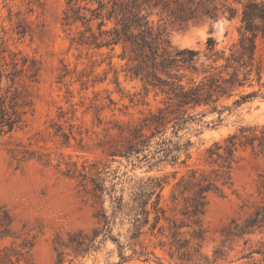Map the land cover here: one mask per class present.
I'll return each instance as SVG.
<instances>
[{
  "label": "rangeland",
  "instance_id": "obj_1",
  "mask_svg": "<svg viewBox=\"0 0 264 264\" xmlns=\"http://www.w3.org/2000/svg\"><path fill=\"white\" fill-rule=\"evenodd\" d=\"M74 1L97 6L0 0V103L19 118L0 133V264H264V152L239 142L227 161L209 152L264 127L262 40L244 86L178 106L130 76L99 20L90 21L96 38L79 43L87 24L64 20ZM236 26L167 20L168 51L195 50L200 70L211 62L208 39L228 54ZM184 72L185 84L201 77ZM150 179L160 186L142 189ZM198 182L209 190L193 216ZM143 201L148 222L139 214L134 225ZM72 235L91 241L74 251Z\"/></svg>",
  "mask_w": 264,
  "mask_h": 264
},
{
  "label": "trees",
  "instance_id": "obj_2",
  "mask_svg": "<svg viewBox=\"0 0 264 264\" xmlns=\"http://www.w3.org/2000/svg\"><path fill=\"white\" fill-rule=\"evenodd\" d=\"M94 1L97 3L94 8H81L77 1H74L65 13L66 24L77 21L87 24L85 31L80 32L79 43L88 44L91 38H96L90 21L99 20L97 28L100 35L104 36L103 45L119 44L121 46L120 56L125 60L130 76L139 78L145 86L165 93L169 100H175L178 106L194 108L202 104L215 103L220 97H229L234 89L244 86L249 79L256 40L260 38L264 44V2L262 0ZM86 10L91 13L89 18H86ZM155 15L159 16V19L154 20ZM199 19L209 22L219 20L234 22L238 33L237 42L231 45L228 54H225L224 49L215 50L214 40L209 38L207 58L211 62L207 65L201 64L200 70L196 66L197 52L195 50L182 48L172 54L169 53L170 41L165 28L167 20L187 23L190 20ZM220 60H222L221 63ZM185 70L201 72V77L198 80L189 78L186 84L182 83L181 79L185 76ZM247 96L248 94L241 97V100ZM236 102L239 103V101ZM18 121L19 118L15 112H9L0 103V133L13 129ZM4 126H7L6 130ZM237 142L249 144L252 147L256 144L264 152V127L242 128L239 135L229 136L223 147L216 145V150L223 149L224 156L219 151L209 150V152L215 153L220 158L224 157L227 161L231 158ZM157 186H160L159 180L150 179L142 189H153ZM208 190V185L197 183L188 203L191 215L202 213L205 192ZM146 204L147 201L139 202L133 208L135 210L134 225L139 221V214L144 215L143 224L148 222L149 212L145 208ZM256 221L257 219L252 222ZM249 225L251 224L245 222L243 227L238 229L242 232L243 228ZM197 236L200 238V235ZM86 239V237L75 238L72 235L69 237L68 246L74 251L84 250V245L91 241ZM262 253L264 255V252Z\"/></svg>",
  "mask_w": 264,
  "mask_h": 264
}]
</instances>
